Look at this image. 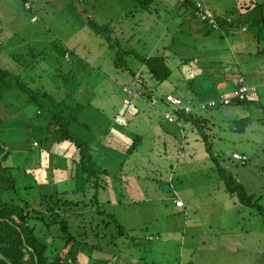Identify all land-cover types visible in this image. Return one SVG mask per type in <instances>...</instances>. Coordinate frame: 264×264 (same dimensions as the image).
I'll use <instances>...</instances> for the list:
<instances>
[{
  "label": "rangeland",
  "instance_id": "374dc122",
  "mask_svg": "<svg viewBox=\"0 0 264 264\" xmlns=\"http://www.w3.org/2000/svg\"><path fill=\"white\" fill-rule=\"evenodd\" d=\"M26 1L30 2L32 9H27L29 5H25V0H0L1 66L23 74L22 78L31 86L50 90L59 100L68 95L64 75L70 74L71 70L77 78L73 84L81 87L77 92L81 94L80 98L84 102L92 100L93 108H99L107 117L106 120L87 122L95 128H112L122 143L124 140L130 142L133 132L144 136L140 150L125 167L130 179L128 183L117 180L119 189L103 194L107 199L105 208L115 213L128 231L130 237L123 239L124 242L132 244H119L121 250L117 247L118 252L125 256L119 259V264H135L134 261L127 262V254L132 260L138 258L142 262L140 259H143L149 264H264V217L257 209L242 205L228 193L198 132L192 131L190 126L183 128V122H178L174 115L172 117V109L169 112L163 106H156L155 93L151 98L143 93L146 83L157 95L177 94L191 101L189 80L201 72L198 77L201 79L194 86L197 90L206 85V80L201 76L204 69L183 68L184 59L197 58L199 54L201 58L205 55L210 58L221 53L225 55L227 67L234 65L238 71L239 64L243 71L252 70L254 73L248 77V82L259 85L263 92L264 85L259 82L264 81V60L252 57L249 52L258 51L260 27L253 25L252 21L264 16V5L245 15L242 20L250 23L223 41L221 31H212L207 38L204 36L209 30L203 24L204 18L214 14L212 9L222 14L236 10L233 13L238 14V2L250 3V0H193L208 12L201 15V20L192 18L193 8L185 14L180 9L188 0H159L148 12L137 11L136 0ZM253 1L264 4V0ZM89 17L100 25L112 23L114 37L122 39L123 46L134 48L142 55L163 54L167 48L165 53L174 71L172 77L158 85L147 66L131 57L128 58L129 68L136 75L116 67V50L106 38L92 30ZM57 39L73 51L66 59L70 60L69 65L63 61L59 67L60 64L49 62L50 54L47 60L39 57L35 67L27 69L12 55H25L31 63L33 50L29 51L30 48L41 53ZM247 42L249 46L246 49L244 45ZM262 44L261 47L264 42ZM221 76V80H225V76ZM226 78L235 81L238 77L229 71ZM125 85L128 97L122 90ZM256 108L255 105H229L220 110H207L204 114L217 123L213 126L215 131L212 135L215 137V153L264 208V120H258L262 113ZM137 112L139 117L127 124V120ZM248 115L253 117L245 132H236L229 127L232 121ZM164 127L173 134L166 132ZM32 134L22 127L21 130L9 129L3 136L9 147L20 150L21 155L32 137L41 145L44 137L39 132ZM103 139L107 141L109 135ZM99 143L102 145L101 142H93L96 147ZM109 146L105 148L109 149ZM102 151L107 152L105 149ZM32 152L34 155L37 153L35 150ZM241 153L249 156L247 165L233 159L240 160ZM60 160L51 157L49 165L55 166ZM33 172L41 182L46 177L53 182L50 170L46 173L41 165ZM175 198H179L185 208H178ZM148 237L155 238V241L147 240ZM57 246L55 244V254L63 249L62 245L59 249ZM91 257L92 264H99L103 259L110 260L112 255L95 251Z\"/></svg>",
  "mask_w": 264,
  "mask_h": 264
},
{
  "label": "trees",
  "instance_id": "16d2710c",
  "mask_svg": "<svg viewBox=\"0 0 264 264\" xmlns=\"http://www.w3.org/2000/svg\"><path fill=\"white\" fill-rule=\"evenodd\" d=\"M136 1L138 2L135 4L136 10L142 12L151 11L159 2V0ZM26 4L29 5L27 9L33 8L30 2L25 0ZM237 5L238 14L233 13L236 10L222 14L212 9L214 13L212 18L203 21V24L209 28L204 36L207 38L212 31H221L222 40L228 39L250 23L242 20L245 19L243 18L245 15L263 7L264 4L250 0V3L238 2ZM191 8L194 9L192 18L201 20V10L193 0L185 2L180 9L184 10L185 14ZM252 22L253 25L260 27L257 35L259 47L257 52L250 51L249 54L264 60V46H260L264 42V16ZM88 23L97 35L106 38L116 50L114 61L116 67L132 70L129 68L128 60L131 57L147 66L149 74L158 85L172 77L174 71L165 53L167 48L163 54L142 55L134 48L123 46L122 39L114 37L112 23L100 25L91 17ZM248 46L247 42L244 47L247 49ZM222 47L225 50V46ZM29 51L33 53L31 63L27 61L25 55L12 54L27 69L30 66L35 67V63L38 62L36 59L39 57L47 60L50 54L49 62L60 64L59 67L63 61L67 63L65 65H69L71 62L66 59L73 52L59 39L41 53L35 52L34 48H30ZM200 55L197 58H185L182 65V67L193 66L196 70L204 69L201 76L206 80V85L201 90L194 87L201 79H198L201 72H197L196 77L189 80L188 87L193 97L191 101L173 94L182 101V104L175 105L168 99L170 93L157 95L156 91L150 90L146 83L143 85V93L149 98L156 94V106H163L169 112L172 109L170 112L172 117L174 115L178 122H183V128L190 126L192 131L194 129L198 132L209 158L214 163L216 173L225 184L228 193L236 197L242 205L257 209L264 217V208L259 200L248 193L238 176L230 171L219 154L215 153L213 143L215 137L212 135L215 131L213 126L217 123L204 114L207 110H220L229 105L240 107L255 105L263 114L258 120H264V91L261 92L259 85L248 82V77L254 73L252 70L243 71L244 68H240L239 64H237L238 71L234 65L227 67L224 54L211 55L210 58H206V55L201 58ZM23 57H26V61H23ZM229 71L238 77L235 81L226 78ZM130 72L136 75V72ZM221 75L225 76V80H221ZM22 76L23 74L9 71L0 64V112L2 113L0 114V264H73V262L92 264L91 254L95 251L112 255L110 260L103 259L99 264H119V259L125 256L118 252L117 247L121 250L122 243L132 244L124 242L130 237L128 231L120 223L118 216L105 208L104 202L107 199L103 196L107 191L119 189L116 185L117 180L128 183L130 179L125 173V167L128 160L140 150L144 136L133 132L132 135L130 134V142L124 140L122 143L119 136L113 134L112 128H95L87 122L86 120H106L107 117L99 108H93L92 100L84 102L80 98L81 94L77 92L81 87H75L73 84L74 81L76 82L74 79L77 78L72 75L71 70L70 74L64 75L65 86L69 89L68 95L61 100L50 90L34 88ZM259 84L264 85V81H260ZM122 90L128 97L126 85L122 86ZM222 97L229 99V103L221 102ZM211 99L218 103L212 104ZM136 116L139 117L138 112L127 120V124H130L131 120H136ZM252 117L248 115L232 121L229 127L236 132H245ZM164 125L167 126L166 123ZM22 127L32 131L31 136L39 132L44 137L40 146L38 140L33 137L27 141V150L31 151L29 155L27 150L20 155V150L11 149L3 136V133L8 132L9 129L21 130ZM164 129L173 134L168 128L164 127ZM105 135L106 137L109 135V141L104 142L105 138L102 140ZM93 142H101L102 145L99 143L100 145L96 147ZM107 145L109 149L105 148ZM103 149L108 153H104ZM33 150L37 152L35 155ZM46 152L47 155L44 156ZM241 155L240 160L234 157L233 159L247 165L249 156L244 153ZM51 157L61 160L55 166H50ZM117 163L119 164L116 165ZM38 165H41L46 173L50 170L53 182L47 177L42 182L37 178L33 169H37ZM106 196L109 197L108 194ZM178 199H174L175 205L181 209L185 208L179 204ZM121 239L122 242H119ZM153 239L155 238H147L149 241H155ZM157 239L161 240V237L157 236ZM132 241L135 243L134 238ZM55 244H58L57 249L59 245L63 246L58 254L54 253ZM126 257L128 263L134 261L135 264H149L143 259H140L142 262H139L138 258L132 260L129 254Z\"/></svg>",
  "mask_w": 264,
  "mask_h": 264
},
{
  "label": "built area",
  "instance_id": "2783aa9c",
  "mask_svg": "<svg viewBox=\"0 0 264 264\" xmlns=\"http://www.w3.org/2000/svg\"><path fill=\"white\" fill-rule=\"evenodd\" d=\"M200 10H201V15H204V14H207L205 11H206V9H204V11H203V9L202 8H200ZM200 15V16H201ZM208 18H212V15H211V17H206V18H204L205 20L206 19H208ZM168 99L173 103V104H175V105H180V104H182V101L179 99V98H174L172 95H169L168 96ZM212 104H217L218 103V101H215V100H212V101H210ZM221 102H225V103H229V99H227V98H224V97H222V99H221ZM179 204H181V202H179Z\"/></svg>",
  "mask_w": 264,
  "mask_h": 264
}]
</instances>
